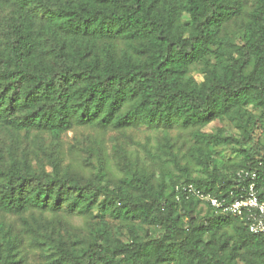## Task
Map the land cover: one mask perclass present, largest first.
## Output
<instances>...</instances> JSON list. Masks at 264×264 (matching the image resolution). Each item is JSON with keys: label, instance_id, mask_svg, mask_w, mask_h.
<instances>
[{"label": "trees", "instance_id": "obj_1", "mask_svg": "<svg viewBox=\"0 0 264 264\" xmlns=\"http://www.w3.org/2000/svg\"><path fill=\"white\" fill-rule=\"evenodd\" d=\"M0 12V126L53 142L76 127L161 131L159 154L149 153L157 161L172 156L168 135L181 129L204 169L160 177L121 161L109 182L103 166L89 178L56 165L35 172L0 147V264H23L25 235L52 248L47 264H264V236L244 216L184 191L233 202L247 185L238 173L250 170L264 196V152L211 169L210 149L238 141L206 131L225 119L264 123V0H0ZM36 213L95 225L75 241ZM111 220L133 240L117 237ZM137 225L161 232L141 238Z\"/></svg>", "mask_w": 264, "mask_h": 264}, {"label": "rangeland", "instance_id": "obj_2", "mask_svg": "<svg viewBox=\"0 0 264 264\" xmlns=\"http://www.w3.org/2000/svg\"><path fill=\"white\" fill-rule=\"evenodd\" d=\"M3 13L0 12V17ZM216 135L223 134L238 141V144L225 145L210 149L212 152L207 161L212 169L213 163L222 171L229 161H241L242 153L259 155L264 152V123L243 122L240 127L229 120L217 121L206 130ZM161 131L129 129L124 132L100 131L91 127H76L64 134L60 140L53 142L52 138L42 132L19 133L11 128L0 126V147L14 156L18 161L27 159L35 172L52 173L55 165L57 170L68 169L79 176L89 178L93 174H100L102 166L110 172L109 182H115L122 176L118 163L128 162L133 169L149 168L157 176L178 177L182 173L179 168L189 167L194 177L204 175V169L196 166L191 153L195 148L192 132L176 129L168 137L171 139L172 156L163 160L150 157L159 154V148L164 142ZM248 137L252 139L249 141ZM193 148V149H192ZM105 180V181H107ZM41 221H56V230L66 239L87 241L94 228V223L83 217L60 213L52 215L46 213L41 216L35 214ZM7 223L22 229L18 217H8ZM113 233L124 242L133 239L124 225L110 221ZM139 235L143 238L147 233L157 236L161 229L146 225H137ZM23 264H47L48 257L53 250L40 249L30 244V237L24 236Z\"/></svg>", "mask_w": 264, "mask_h": 264}, {"label": "built area", "instance_id": "obj_3", "mask_svg": "<svg viewBox=\"0 0 264 264\" xmlns=\"http://www.w3.org/2000/svg\"><path fill=\"white\" fill-rule=\"evenodd\" d=\"M237 176L240 180L247 181V185L241 198L233 202H228L226 199H215L193 185L184 187V191L210 204L217 212L244 216L248 221L249 232L253 235L264 236V196H261L258 186L260 174L257 171L242 170Z\"/></svg>", "mask_w": 264, "mask_h": 264}]
</instances>
